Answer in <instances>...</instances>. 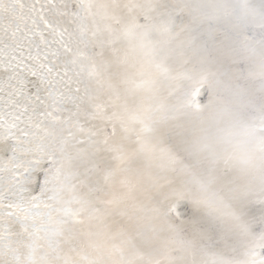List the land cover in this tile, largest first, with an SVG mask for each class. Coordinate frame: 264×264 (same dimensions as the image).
<instances>
[{
  "label": "snow or ice",
  "instance_id": "6c2138e0",
  "mask_svg": "<svg viewBox=\"0 0 264 264\" xmlns=\"http://www.w3.org/2000/svg\"><path fill=\"white\" fill-rule=\"evenodd\" d=\"M73 8L68 0H45L39 19L60 37L64 52L73 54L71 63L80 66L77 75L86 73L90 83L95 81L92 94L86 87L85 96L77 97V109L105 127L89 130L102 139L96 158L83 159L84 172L73 173L69 163V174L75 176L72 199L48 246L76 244L63 264H95L82 255L85 251L106 257L104 264H176L177 259L182 264H264V0L259 5L238 0L226 11L243 35L237 54L245 64L231 89V108L225 109L228 128L242 131V150L232 144L231 132L200 135L184 125L166 126L146 106L143 92L154 91L160 77L175 79L167 55L153 61L155 71L141 66L129 73L125 42L134 36L172 35L182 8L170 0H74ZM81 10L90 27L78 23ZM256 27L261 29L258 40L247 34ZM111 109L115 111L109 115ZM146 159L158 160L156 167L165 174V184L152 179L150 192L143 186ZM48 182L45 175L41 195ZM77 185L84 191L78 192ZM142 191L157 201L151 217L140 215L131 203ZM182 205L192 209L191 216L182 218Z\"/></svg>",
  "mask_w": 264,
  "mask_h": 264
},
{
  "label": "bare ground",
  "instance_id": "6f19581e",
  "mask_svg": "<svg viewBox=\"0 0 264 264\" xmlns=\"http://www.w3.org/2000/svg\"><path fill=\"white\" fill-rule=\"evenodd\" d=\"M170 2L183 9L172 35L153 34L147 39L134 36L131 43L125 42L129 73L141 66L147 71H155L153 61L167 55V63L175 70L172 73L175 79L160 77L154 91L143 92L146 106L153 109L155 116L163 118L166 126L184 125L200 135H226L231 132L229 139L232 144L239 145L242 150L244 137L241 129L228 128L225 123V109L231 108L229 100L232 98V86L245 64L237 54L241 47L240 41L243 40L241 29L234 26L236 21L226 14V11L230 12L237 5L238 0ZM68 3L69 9L75 10L74 0H68ZM254 3L259 5V0H254ZM96 11V8L92 9L93 13ZM85 16L81 10L78 23L90 27V21ZM140 23H144L143 19ZM38 24L41 29L44 28L41 20ZM71 27L75 28L76 25ZM181 27H184L182 32ZM13 28L15 32L18 30L15 24ZM260 31L256 27L248 30L247 34L258 40ZM49 32L41 37L33 34L30 46L27 41L23 48L18 45L17 53L22 54L15 58L16 61L22 60V57L38 59V70L42 67L51 69L46 74L38 73L31 78L20 72L9 71L6 68L9 61L5 59H13V56L6 58L5 49L0 48V112H6L3 109L8 108L11 114L9 118L0 115L6 119L0 117V122L4 121V124H0V255L3 257L0 258V264H63L65 253L70 247H76V244L53 245L50 248L48 241L51 239L50 233L65 219L63 210L69 207L68 202L72 199L69 189L75 183V176L69 174V163L73 165V173H83V159L96 158L93 153L102 139V136H93L91 132L105 127L103 121L89 119L83 110L77 109L80 103L77 97L85 96V88L92 94L98 86L95 81L89 82L86 73L77 75L80 66L71 63L73 54L65 53L59 43L60 37L55 36L50 29ZM12 36L13 32L4 34L5 38ZM67 39L65 35V42ZM52 42L55 46L51 45ZM52 47L54 49L48 50ZM49 58L53 63H47ZM14 70H18L17 63L14 64ZM56 70H61L64 75L67 73V87L63 85L64 79L56 76ZM255 84L259 94V81ZM77 87L81 89L78 94L75 93ZM29 90L36 99L39 96L38 101L29 98ZM23 101L31 102L32 106ZM157 108L160 110L155 111ZM111 111L115 109L109 110V115ZM47 113L52 115L48 116ZM81 127L85 129L84 132L79 130ZM220 128L226 131L218 132ZM21 130L27 131L29 135L24 136ZM107 130L111 131L110 123ZM13 147L18 150L13 152ZM158 163L155 159L144 160L143 186L149 192L153 178H160L159 182L165 184V179L161 178L165 174L156 167ZM45 175L49 182L45 186V193L41 195L40 187L44 184ZM79 178L84 177L80 175ZM77 191L83 192L84 189L77 185ZM149 192L137 193V200L131 202L136 205L139 214L146 217L152 216L151 208L157 203ZM33 196L37 199L33 200ZM14 210L18 216L9 215ZM180 211L182 218L192 214V209L183 205ZM114 219L120 221L119 217ZM25 227L28 232H23ZM37 229L40 230L39 234ZM5 248L11 251L8 250L7 257ZM82 255L95 264H104L107 259L91 255L88 251L82 252ZM175 255L179 257L181 254ZM176 264H182V261L177 259Z\"/></svg>",
  "mask_w": 264,
  "mask_h": 264
},
{
  "label": "water",
  "instance_id": "95a60500",
  "mask_svg": "<svg viewBox=\"0 0 264 264\" xmlns=\"http://www.w3.org/2000/svg\"><path fill=\"white\" fill-rule=\"evenodd\" d=\"M21 5H23V7H21ZM43 5H45V0H0V39L2 40L5 39L3 41H0V48L2 47L5 49L4 53H5L6 58H8V56H13V59H10V57L8 59H5L6 61H9V63L6 64L7 65L6 68L11 72H20L32 78L33 75H37L38 73L46 74L47 73L46 71H48L46 67H42L40 70H38V65H39L38 59H28V57H25V58L22 57V60L19 59L20 62L19 60L17 61L15 60V58H17L19 54H22V52L17 53V50H19V47H17L18 45L21 48H23V46L26 44V41H27L28 46H30V44H32V41H33L32 39L33 34L41 37V36H46L50 33L49 29H46L45 27L41 29L38 24L40 21L39 16L41 14V8ZM44 15L47 17L48 13L45 11ZM14 24L18 27V30L16 32L13 28ZM6 32H13V36L10 38H5L4 34ZM51 45L55 46L53 42ZM52 49L54 48L52 47L51 49L49 48L48 50H52ZM0 60H1V57H0ZM16 63L18 65L17 71L14 70V64ZM47 63H53V62L49 58L47 60ZM26 65H29V66H26ZM54 72L56 76L62 77L64 79L63 85L67 87L69 83L66 82L64 73L61 70H56ZM39 85L40 84L38 82L37 86ZM19 87L20 86H18L17 88ZM29 91H30L29 98L32 100H35L36 98L34 94L31 92V90ZM36 101L38 100L36 99ZM23 102L25 104L28 103L29 105L32 106L31 102H27V101H23ZM3 110H5L6 112H0V115L7 116V117L9 115L11 116L8 108H5ZM15 115H12V116H15ZM4 120L6 121L5 118ZM0 124H4V121H1ZM14 169L18 170V168H14ZM11 215L18 216L17 211L14 210V212H12ZM10 228L12 227L10 226ZM8 250L9 249L5 248V252H4V254H6L5 257H7ZM0 258H3V257L0 256Z\"/></svg>",
  "mask_w": 264,
  "mask_h": 264
},
{
  "label": "rangeland",
  "instance_id": "374dc122",
  "mask_svg": "<svg viewBox=\"0 0 264 264\" xmlns=\"http://www.w3.org/2000/svg\"><path fill=\"white\" fill-rule=\"evenodd\" d=\"M9 252H11L10 250H9ZM1 256V255H0Z\"/></svg>",
  "mask_w": 264,
  "mask_h": 264
}]
</instances>
